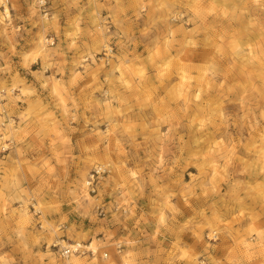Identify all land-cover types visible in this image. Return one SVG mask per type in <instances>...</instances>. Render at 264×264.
<instances>
[{
    "label": "rangeland",
    "instance_id": "obj_1",
    "mask_svg": "<svg viewBox=\"0 0 264 264\" xmlns=\"http://www.w3.org/2000/svg\"><path fill=\"white\" fill-rule=\"evenodd\" d=\"M135 220L264 264V0H0V264H115Z\"/></svg>",
    "mask_w": 264,
    "mask_h": 264
},
{
    "label": "crops",
    "instance_id": "obj_2",
    "mask_svg": "<svg viewBox=\"0 0 264 264\" xmlns=\"http://www.w3.org/2000/svg\"><path fill=\"white\" fill-rule=\"evenodd\" d=\"M107 2L108 3L103 1L101 7L109 6L110 10L115 8L114 5H110L112 2ZM136 221L137 220L131 222V224L127 226L128 228L125 233L123 232V234H118L115 237V240H122L126 245L123 249L125 252L124 259H120L118 256L114 257L115 264H194L189 258L193 256L197 257V255H200L201 251H203V248L198 246V242L195 237L191 236L194 240H189V236H186L188 238L184 240L185 235L183 233L178 236L182 240L180 246L177 248L171 249V247H168L164 250L165 252L157 254V251H155L156 253L152 251L150 246L151 244L148 240H142V242H146L148 246L145 247L143 245L141 249L137 246L140 240L139 232H141V223L136 224ZM144 231L145 230L143 229L142 232L144 233ZM144 234L147 235V233ZM145 239H148V237Z\"/></svg>",
    "mask_w": 264,
    "mask_h": 264
},
{
    "label": "built area",
    "instance_id": "obj_3",
    "mask_svg": "<svg viewBox=\"0 0 264 264\" xmlns=\"http://www.w3.org/2000/svg\"><path fill=\"white\" fill-rule=\"evenodd\" d=\"M44 3L42 1V4L41 6H43ZM100 170H95L93 171V173L90 175V179L89 181L87 182V185L88 186H91L92 187V184L94 183V180L95 178H97V175L100 174ZM91 193L94 192V189L93 187L91 188L90 190ZM75 247L74 248H71L70 246H67V247H63L60 249V257L64 260L68 259L71 255H85L86 253L87 254H90L92 257L94 256V251H92L91 249H89V246H83V245H78V244H75L74 245ZM116 249L118 251H120L121 249V245H117L116 246ZM102 257L103 258H107V254L106 253H103L102 254Z\"/></svg>",
    "mask_w": 264,
    "mask_h": 264
},
{
    "label": "bare ground",
    "instance_id": "obj_4",
    "mask_svg": "<svg viewBox=\"0 0 264 264\" xmlns=\"http://www.w3.org/2000/svg\"><path fill=\"white\" fill-rule=\"evenodd\" d=\"M5 16H6V17L9 16V14H8V9H7V8H5ZM71 247H72V246H71Z\"/></svg>",
    "mask_w": 264,
    "mask_h": 264
}]
</instances>
